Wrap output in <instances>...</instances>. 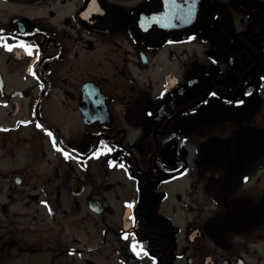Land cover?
I'll list each match as a JSON object with an SVG mask.
<instances>
[{"label": "flooded vegetation", "instance_id": "obj_1", "mask_svg": "<svg viewBox=\"0 0 264 264\" xmlns=\"http://www.w3.org/2000/svg\"><path fill=\"white\" fill-rule=\"evenodd\" d=\"M177 3L0 0V35L34 46L0 44L16 254L36 234L70 264H264V0Z\"/></svg>", "mask_w": 264, "mask_h": 264}, {"label": "rangeland", "instance_id": "obj_2", "mask_svg": "<svg viewBox=\"0 0 264 264\" xmlns=\"http://www.w3.org/2000/svg\"><path fill=\"white\" fill-rule=\"evenodd\" d=\"M5 224L6 228L0 231L5 234L0 237V264H70V257L54 258V253L50 247L59 245L58 238L53 240L46 239L44 235L34 234L31 238L32 246L28 251L18 253L10 246L11 226L5 215L0 212V224ZM7 233V234H6Z\"/></svg>", "mask_w": 264, "mask_h": 264}, {"label": "snow or ice", "instance_id": "obj_3", "mask_svg": "<svg viewBox=\"0 0 264 264\" xmlns=\"http://www.w3.org/2000/svg\"><path fill=\"white\" fill-rule=\"evenodd\" d=\"M165 7H171L174 9H177L178 11H182L183 6L180 3H177V0H165ZM153 19H155V17H153ZM0 32H2V30H0ZM12 34H7V36L5 35H0V44H2L5 48H7L8 50H12L16 44H18L20 47L25 48L26 50H28L29 53H31L32 48L34 47L32 44H30L29 42L25 41L24 39H21L19 37H13V39H15L16 44L13 43H9L8 42V37L11 36ZM38 47V46H35ZM29 71H32V69H29ZM33 75H35V72H33ZM211 95H216V93H211ZM237 104H242L244 103V101L241 100H236L234 101ZM40 127H44L43 125H39ZM51 135V133H50ZM104 142L101 141V144H103ZM53 144L54 146H57V141L56 138L53 136ZM104 149H101V151H103ZM108 151H111V148L107 149ZM60 151L63 152L65 157L69 156V153L67 151H65L63 148L60 149ZM94 155H99V152H94ZM110 163H116L115 161H111ZM124 165H121V167H123ZM44 203H47L46 201H44ZM132 249L133 252H136L137 255H139V251L137 250V246H136V242H133L132 244ZM143 249H140V251H142ZM153 259H155V257H153Z\"/></svg>", "mask_w": 264, "mask_h": 264}]
</instances>
